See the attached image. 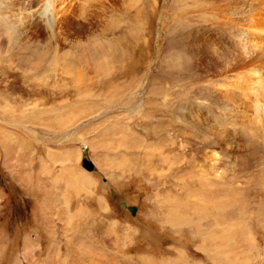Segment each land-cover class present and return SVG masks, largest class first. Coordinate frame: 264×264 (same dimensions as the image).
<instances>
[{
  "label": "rangeland",
  "instance_id": "rangeland-1",
  "mask_svg": "<svg viewBox=\"0 0 264 264\" xmlns=\"http://www.w3.org/2000/svg\"><path fill=\"white\" fill-rule=\"evenodd\" d=\"M158 1L155 8L153 0H0V264H38V250L29 257L25 248L52 192L62 216L55 220L59 237L85 232L87 242L98 247L86 231L91 225L109 219L140 229L125 246L107 239L106 255L117 253L116 264H139L152 244H161L164 255L181 251L190 264H264V126L249 116L242 123L247 127L235 132L229 129L241 122L222 118L221 129L229 131L224 143L218 140L214 125L220 116L196 103L198 97L208 99L201 88L208 78L192 59L185 33L204 0ZM222 1V8L240 2ZM138 7L144 8L142 18ZM174 54L182 56L177 64L168 60ZM100 57L112 61L105 73L96 65ZM167 106L185 124L170 121ZM161 113H167L165 120ZM48 150L70 156V166L90 174L111 211L103 198L90 197L88 222L64 228L65 185L55 191L49 185L60 164L49 159ZM109 160L126 166L111 173L104 169L112 165ZM42 163L50 173L41 171ZM166 165L187 171L184 182L151 171ZM198 178L205 179L202 186L206 179L209 184L200 198L214 206L221 202L222 214L215 216L230 229L219 261L189 227L173 232L159 215L164 208L158 192L185 202L198 191ZM67 208L75 212L74 204ZM78 237L75 242L83 243ZM60 246L65 254V243Z\"/></svg>",
  "mask_w": 264,
  "mask_h": 264
},
{
  "label": "bare ground",
  "instance_id": "bare-ground-1",
  "mask_svg": "<svg viewBox=\"0 0 264 264\" xmlns=\"http://www.w3.org/2000/svg\"><path fill=\"white\" fill-rule=\"evenodd\" d=\"M230 1H228V3ZM239 1V4H235V2L234 5H226L222 8V5H219L220 2H223L222 0H204V8L199 12L193 13V17H195L193 19L194 25L189 26L185 30V33L190 36V46L193 48L195 54V57L192 59H194L195 64H200L202 72L206 74L208 78V81L204 80L201 86V88L208 93V99L198 97L196 98V103L199 106H207L208 109L215 110L220 116V119H217L218 121L214 125L216 136L220 142H225V136L229 130L233 129L236 132L242 129V127L245 129L247 126H244L242 123H248L247 121L249 118L247 120V117L249 116L256 123L257 127L262 126L263 128L264 126V0ZM153 2L154 4H152L154 7L158 8L159 1L153 0ZM179 2L181 4L182 0H179ZM68 8L69 7H67V9ZM137 9V16L142 18V15H144V8L138 7ZM64 15H67V11ZM144 18L147 19V16ZM132 36L136 37L133 33ZM133 41L131 44H133ZM170 57L171 58L168 60L172 64H177L182 58L180 54H174ZM110 60L109 57H100L96 60V65L98 64L99 67H104L99 68V70H102V73L108 70V66L110 67L108 64L112 62ZM199 88L200 87H198V89ZM206 100H208L207 104L204 103ZM160 102L164 101L161 100ZM184 107L185 106H181L179 109L182 111ZM166 108L169 109L168 113L170 117H168V119H170V121L179 119L184 122L181 124H185L182 114L178 116V118H174L171 114V112L174 111L168 106ZM135 113H142L141 108L136 110L134 114ZM166 114L167 113H161L164 120ZM230 116L235 119V123L238 122L236 120L238 119L239 122H241L239 124L242 125H234L229 130L221 129L223 126L220 122ZM201 120L203 123L205 122L204 118ZM243 136H245V134ZM176 139L177 137L172 138L173 141ZM243 139L245 140L244 137ZM47 152L50 160L60 164L59 172L51 177L49 182V185L53 188L52 191L57 190L60 184L64 183L65 205H67V207H72L74 204L75 212H71L67 207L63 208L60 202L61 209L63 212H66L64 228L73 229L83 226L91 217V213L86 209L89 208L86 200L90 197L96 199L103 197L98 196L96 193L94 180L90 174L84 170H76L73 165L70 166L73 161H69L68 158H71L70 156L65 155L62 158L61 155L56 154L53 150H48ZM213 155L217 157V159H221L216 153ZM57 158L61 161H57ZM111 162L112 161H110V163ZM111 164L109 168H104L107 171H111V173H114L116 170L121 172L120 170L126 166L124 161L119 162L117 166H113V162ZM168 165H170V163ZM41 166V171L43 170L45 174L50 173V166L48 164L42 163ZM156 166L159 165L157 164ZM180 168V166L171 167L166 165L160 169L153 168L151 171L158 176L162 175L160 179L163 177H177L178 180L184 182L188 174L187 171L181 173ZM171 169H173L174 172H172ZM175 172L177 173L175 174ZM204 180L203 178H198L200 184L199 185L197 182L198 191L193 190L194 192L189 194L185 202H181L176 197L169 194L162 195L161 192H158L156 196L159 197V205L161 204L164 208V210L160 212L161 214H159L162 217V223L168 225L170 230L173 232L176 231V233L189 227L196 236L201 238L202 244L200 245L203 249L211 253L213 257L216 256V261L221 256V243L226 237L230 236V229L221 226L222 223L219 221L220 219H217L219 217L215 216L217 212L221 213V202L218 203V206H214V204H208L204 197L200 198V196H202L200 193L204 194L201 191L203 186H205L206 183L209 185L206 179L207 182L202 186ZM51 194L54 198L53 200L49 199L47 202L48 206L43 210L41 222L39 221L40 224H36L35 226L38 230L34 231L31 236L32 239H27L25 248V254L29 257H33L34 253L38 250V264H52V262L53 264H116L115 260L117 256L115 257V255L117 253L109 255L107 252L106 255L108 249L106 250L105 242L107 239H114V244L116 246H118L119 243L125 246L129 243H133V235L135 233H140V229L132 227L130 224L123 226L120 221L113 220L109 222V219H107L106 221L100 222L104 228L102 235L97 234L98 228L102 230V226L99 224L94 226L91 225V227L86 230L91 231V235L96 239L95 242L98 244V247L94 246L93 241L91 244L87 242L89 240H87L88 238H84V236H86L85 232L80 237L72 233H70V236L61 235L59 237L57 235L58 229H56L58 225L55 220L61 222L62 216L58 212L56 196L53 192ZM102 202L106 204L104 198ZM109 208L110 205L108 207L106 204L105 210L107 213L111 211ZM211 219L217 222L211 223ZM105 229L106 233H104ZM44 237L48 240V245L46 244V247L41 244V242H43L42 238ZM76 237L80 238L83 243L75 242L74 238ZM62 243H65V254L63 253L62 246H60ZM150 248L152 253L140 255L139 264H190L181 251L180 253L177 251L175 255H164L161 244H155L154 246L152 244ZM44 255H46V257L43 258L42 256ZM248 264L253 263L248 262Z\"/></svg>",
  "mask_w": 264,
  "mask_h": 264
},
{
  "label": "water",
  "instance_id": "water-1",
  "mask_svg": "<svg viewBox=\"0 0 264 264\" xmlns=\"http://www.w3.org/2000/svg\"><path fill=\"white\" fill-rule=\"evenodd\" d=\"M130 209L132 210L133 213H135V211H136V207L135 206H131Z\"/></svg>",
  "mask_w": 264,
  "mask_h": 264
}]
</instances>
